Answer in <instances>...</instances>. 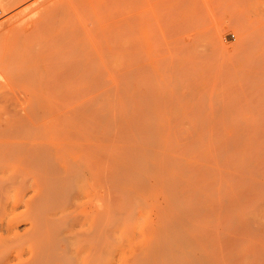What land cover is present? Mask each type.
<instances>
[{"label":"rangeland","instance_id":"obj_1","mask_svg":"<svg viewBox=\"0 0 264 264\" xmlns=\"http://www.w3.org/2000/svg\"><path fill=\"white\" fill-rule=\"evenodd\" d=\"M81 2L0 1V264H264V0H94L69 89Z\"/></svg>","mask_w":264,"mask_h":264},{"label":"bare ground","instance_id":"obj_2","mask_svg":"<svg viewBox=\"0 0 264 264\" xmlns=\"http://www.w3.org/2000/svg\"><path fill=\"white\" fill-rule=\"evenodd\" d=\"M0 1H2L4 3L3 6L4 5L7 6L11 0H0ZM95 2H94V0H84L83 3L81 2V4L78 5V11H77L79 14V19L76 17L81 22L80 25L74 26L72 28V31L70 34L67 33L64 36L58 35L59 40L64 41V46L66 47L67 52L69 54H72V55L77 57V59L73 60L72 63L64 69L65 76H63V77H65V78H61L60 82L58 83L62 87L69 88V89L81 87L77 84L78 81L75 82L74 80H70V78L75 77V76L77 77V76L81 75V77H82V75H83L85 77V76L93 75L95 73H98V74L106 73L107 71H108V73H111V72H109L108 65L106 64V61H105V55L107 52L106 49L108 47V44L106 42L107 39L102 37L104 33L101 35L99 33L98 29H96L94 27V24H93L99 15L98 14L99 12H97L98 9L95 5ZM102 7L104 8V5L101 6V8ZM103 12H105V11H103ZM75 15H76V13H75ZM78 20H77V22H78ZM77 22H75V23H77ZM30 25H31V23H30ZM32 25H34V24H32ZM16 27H18V25ZM42 28L39 25H34L31 28V30L28 32H23V31L20 32L18 30L17 31L20 33L16 34V32H14L15 33L14 37L10 43L11 52H13L12 54H10L11 58L13 59L12 55H14L15 58L18 57V54H20L21 48H23V49L28 48L29 51H27V52H29V54H31V53L34 54V52L36 51L35 45L32 43L34 41L30 40V37H32L35 32H36V35L38 36L37 32L40 31ZM16 29H18V28H16ZM44 30H46L45 26H44ZM46 35H48V34H46ZM37 36L35 37V35H34L33 38H31V39L32 40L35 39V41H36V39L38 38ZM53 38L54 37H51V40L48 39L49 41H47L46 43L55 40ZM28 39L31 42H27ZM39 42H40V40H39ZM46 43H44V44H46ZM63 49H65V48H63ZM25 56H26V53H24L21 56V58L23 59V58H25ZM98 74H97V76H99ZM101 76H103V74H101ZM94 77H96V76H94ZM150 91H151V89H150ZM168 98H170V96ZM165 99L167 100V97ZM159 177H160V175H159Z\"/></svg>","mask_w":264,"mask_h":264}]
</instances>
